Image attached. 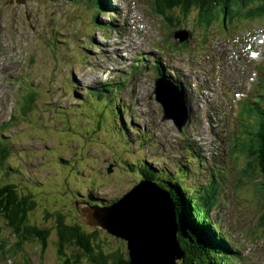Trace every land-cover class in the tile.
<instances>
[{"label": "rangeland", "instance_id": "rangeland-1", "mask_svg": "<svg viewBox=\"0 0 264 264\" xmlns=\"http://www.w3.org/2000/svg\"><path fill=\"white\" fill-rule=\"evenodd\" d=\"M107 1L111 9L98 13L87 0H0V123L12 117L20 100L19 94L39 93L36 97L38 108L30 119L26 118V124H16L14 120L0 129V135L6 137L20 128L11 151L13 154L6 161L12 165L10 167H20L13 169L15 174L17 171L25 173L24 168L27 173L14 176L16 180L12 181L17 183L20 192H34L37 206L51 210L52 200L58 202L56 206L67 210L72 221L81 223L82 229L89 233L95 226L85 223L79 207L71 204L76 194L86 196L92 190L109 201L104 203L106 207L95 206L97 209L115 206L117 200L137 184L139 177L140 180L144 178L139 173L136 177L132 170L135 163L149 164L156 175H162V169L172 173L178 168L185 169L182 164L187 162V154L193 152L190 149H199L201 159L194 158L189 162L194 169L187 172L189 189L205 193L209 188L206 183L210 186L219 181L221 189L217 197L222 202L211 205L207 215L217 224L222 220V230L229 238L243 243L237 253V264H264V190L257 183L255 185L258 176L248 170L243 150L252 124L244 121L245 135L241 130L242 120L253 122L256 109L249 103L245 106L241 101L244 98L235 94L244 89L249 94L247 99L264 103V98L259 95H264L261 93L264 91V69L259 65L264 63V45L259 42L264 34V17H247L246 20L242 13L230 21L229 16L222 15L209 27H199L194 22L195 12L185 16L175 10L171 25L165 21L166 16L154 10L152 0ZM245 7H240V12L246 11ZM94 13L98 14L94 16ZM180 28L190 31V38L183 42L186 45L173 38V31ZM54 44L57 47L53 50ZM260 49L262 56L253 58L250 55L251 51L260 52ZM169 57L174 59L172 64L168 62ZM176 58H182L183 62ZM137 59H140L139 69L131 75L129 68ZM156 60L166 67L162 73L164 79L182 91L183 98L194 109L191 120L181 131L172 119H162L161 105L155 100ZM181 75L189 79V84L180 79ZM118 81L123 82L119 92L116 93L114 88L104 97L110 96L119 102V107L123 105V125L116 122L122 129L114 125L112 106L101 113L102 100L89 95L99 86L97 82L111 84ZM258 86L261 92L256 89ZM187 87L201 95L198 103L188 99ZM190 94L188 96L197 101V96ZM204 107L208 111L207 119L202 118ZM65 108L77 111L69 115L63 113L58 125L54 126L52 116ZM132 114L136 119L130 118ZM208 124L211 131L207 129ZM45 126L53 127L56 140L52 136L46 142L23 133L33 127L41 129ZM189 134L195 143L189 141L193 139L191 136L187 139ZM26 142L32 145L30 151L27 148L17 152L21 156L16 155L14 151ZM46 151L49 152L45 168L37 172L35 162L41 161ZM17 178L27 179L33 186L21 185ZM0 180L9 182L3 171H0ZM140 183L155 188L159 197H168L167 190L160 189L155 183L148 180ZM45 208L37 209L33 219L40 226L49 223L44 219ZM131 211L132 208L126 207L124 215L120 214L118 222H114L115 226L129 220ZM141 214L138 210L139 220ZM170 215H166L168 223L174 224ZM97 218L102 222L99 214ZM95 228L101 235L97 242L103 250L107 247L118 248L123 254L126 252L128 244L125 240L116 239L105 228ZM132 229L133 226L128 225L124 232L129 238ZM51 238L56 240V235L52 234ZM24 246L30 264H58L54 243H49L42 256L37 245ZM142 248L139 247V251L144 255ZM199 252L200 248L183 258L184 263L187 259L200 257ZM150 254V258L141 261L156 264L152 262V252ZM165 258L162 264H173L171 258ZM174 262L180 263L177 259ZM0 264L20 263L1 256Z\"/></svg>", "mask_w": 264, "mask_h": 264}, {"label": "trees", "instance_id": "trees-1", "mask_svg": "<svg viewBox=\"0 0 264 264\" xmlns=\"http://www.w3.org/2000/svg\"><path fill=\"white\" fill-rule=\"evenodd\" d=\"M153 1L155 4V11L166 16V20L170 24L173 22L172 12L175 10L185 16L192 11L195 12L194 22L196 25H199V27L210 25L222 15L225 17H230L234 14L240 15V7H245L246 4L251 6L250 9L244 13L246 17L264 16V0ZM93 6L96 9L101 8V4L97 2H93ZM89 41L91 42L92 40ZM54 46L57 47V45L54 44L52 46L53 50ZM160 72L161 70H159V73ZM108 86L109 85L101 86L95 92L90 91L89 95H95L98 100H102L103 104L101 105V113H103L108 106H112L111 110H113L115 114L114 125L122 129L121 126L116 125V122L119 121L120 124L123 125V105L120 104L119 107V102H116L110 96V98L104 97V95L108 94V91L112 90L111 86ZM115 86L118 91L121 89V84ZM21 87L22 85L20 88ZM21 89H23V87ZM38 95L39 93L34 91L26 92L24 96L19 94L20 100L18 101V105H15L12 117L10 120L1 123L0 129L4 128L7 124H12L14 120L16 121V124H26V118L30 119L38 108V101L36 100ZM260 97L262 99L264 98V95L261 94ZM83 101L86 102L85 99H83ZM261 102L262 101L255 102L256 105H254V107L256 109V115L252 122V127L247 131L243 150L248 170L251 171V173L255 172L258 176V182H255V185L257 183L264 190V103L262 102L261 104ZM80 104L83 105L82 102H80ZM74 111H77V109L73 110L65 108L58 111V113H55L52 116L54 126L58 125V121L63 113V115H69L73 114ZM52 129L53 127L48 126L41 129L33 127L23 131V133L26 136L43 138L48 142L52 136H54V139L56 140V134ZM55 130L57 132L58 129L55 127ZM19 132L20 128L17 133H10L6 137L2 136V134L0 135V171H3L6 174V178L9 181L6 182L0 180V254L3 256L11 254L14 258L20 256L23 257L20 261L21 264H30L28 260L25 259L27 258L25 244L37 245L38 253L42 256L47 251L49 243H54L57 246L58 264H81V260L83 261L82 264H132L133 260L131 258L132 254L129 237L125 238L122 236L125 234V230L121 231L116 229L118 224H116V226L115 223L111 224L115 226L114 229L110 225L109 227L118 235V237H113L116 239H123L127 242L128 245H126V252H124V254L118 248L106 249V247L103 250L101 244L97 242V240L101 239V235H98L99 230L94 227L91 232H85L82 229L81 223L78 224L72 221V217L67 210H62V208L56 206V203H59L55 202V200H52L50 205L53 208L49 210V208H45L43 205L37 206V202L33 195L34 192L28 191V193H23L18 190L17 183L12 181L16 180L13 177L18 175L22 176L21 174L27 173V169L24 168L25 173L20 174V171H17V174H15L13 169H20V167H10L11 164L6 160L13 154H11V151H13L12 148L15 147L14 142L17 139ZM37 132L39 135H37ZM125 133L128 132L125 131ZM11 137L12 140H10ZM31 146L30 142H26L22 148L14 151V153L21 156V154L17 152H24L27 148L29 150V147ZM71 147L72 146L69 148ZM47 152L49 151H46V153L42 155L41 161L38 159L35 162V165H38L36 169L37 172L44 170L47 160ZM24 163L25 165H29V162ZM127 165L130 167L129 163H127ZM147 165L149 166V164ZM54 166L56 167V165ZM134 166L135 167H132V170L135 171L137 175L136 177H139L137 174L139 173L144 177L141 180L151 181L159 186L160 189H166L168 192L170 197L169 201L173 206V217L175 222H178L175 236L177 235L176 242H179L181 245V247H179L182 257L181 260H179L180 264L184 263L185 259L183 258H187L193 253V251H198L199 248L200 257L187 259L184 264H224L226 259L222 258V253L216 248L219 246V241L216 240L210 228L205 223V218L207 217L208 212V209L205 207L210 206L213 203L217 190L216 185H212L210 190H206L205 193L200 190L191 191L189 189L190 187H188L189 180L187 178V172L192 170V168L189 166L188 161H185L182 164L185 169L178 168L175 171L173 170L172 173H169L166 169H162L160 171L162 175H156L154 173L156 172L155 169L145 166V164L140 165L139 162H137V164L135 163ZM10 168H12V170ZM8 170L10 172H8ZM17 179H19L17 181L18 183H21V185H31L27 182V179ZM139 182L140 177L137 184ZM76 195V200L74 199L73 202L71 201L73 206L75 205V202H78L80 199L85 200L90 205L98 208L106 207L104 203L109 202L106 199L98 197L92 192V190H89V193H87L86 196H83L82 194ZM41 208H45L46 213L44 219L49 222L48 225L42 224V226H40L33 221L35 218V212L37 209ZM115 222L118 221L116 220ZM52 234L56 235V240L51 238ZM95 241L97 243H94Z\"/></svg>", "mask_w": 264, "mask_h": 264}, {"label": "bare ground", "instance_id": "bare-ground-1", "mask_svg": "<svg viewBox=\"0 0 264 264\" xmlns=\"http://www.w3.org/2000/svg\"><path fill=\"white\" fill-rule=\"evenodd\" d=\"M256 58H258V56ZM190 93L191 92L189 89L188 94ZM136 186L137 184L133 188H131L125 195L118 199V201L116 202V206L113 207L114 214H107L106 212L99 213V217H101L102 219L101 224L104 225L114 223L120 217V214L124 215L126 207H129L130 209L132 208L129 217L130 219L119 223L116 226V229L123 231L127 229L128 225L133 226V229L131 230L133 233L131 232L129 240L132 250H134V254L136 252L138 257L150 258V252H152L154 258L152 262L156 264L158 262L162 264L163 258H165L166 256H170L169 258H171V261L174 264L175 259L180 260L181 253L180 255L178 253L180 251L177 245L179 242H176L177 239H175V225L168 223V219L166 216L168 214H172L170 202L167 198H165V196L159 197L154 192L155 188H145L142 190L140 189L141 192L137 194L136 191H134ZM138 210L142 212L140 220L137 215ZM170 219H172L171 215ZM135 237L137 241L134 239ZM135 242H137L138 244ZM168 243L171 245L172 249L170 248ZM166 244L168 246L163 248L162 245ZM141 246H143V248ZM139 247L145 249L144 255H142V253L139 251ZM162 254L163 257H159L162 256Z\"/></svg>", "mask_w": 264, "mask_h": 264}, {"label": "water", "instance_id": "water-1", "mask_svg": "<svg viewBox=\"0 0 264 264\" xmlns=\"http://www.w3.org/2000/svg\"><path fill=\"white\" fill-rule=\"evenodd\" d=\"M174 38L176 39H179L181 42H183L184 40L187 39L188 35H189V32L186 31V30H177L174 32ZM160 85V84H159ZM171 98L170 96L168 97H165L162 93H158L157 94V99L159 101H161L162 105L164 106L165 108V112H166V116H173V113H170V111L172 110V105H171V100L169 99ZM186 119V116L183 117L182 120H179L178 121V125L181 126L184 121ZM140 183V182H139ZM137 184L136 188L134 191H136V193H140V189H145L147 188V186H143L141 183L140 184ZM168 201H169V196L167 197ZM75 205L76 207H79V213L83 219V221L85 223H88L89 225H92V226H95V227H100V228H105V230L110 234V235H113L115 237H118L117 234H115V231L112 230L110 227H108L109 225L107 224H101V222H98L97 220H99L97 218V215L100 213V212H106L107 214H111V212H113V206L109 207V208H106V209H97L95 206H92L90 204H88L87 201L85 200H82L81 202H75ZM104 210V211H103ZM112 210V211H111ZM123 237L125 238H128V236H126L125 234L122 235ZM131 245V244H130ZM131 248V258L133 260L132 264H139V263H143L141 261V257H138V255L134 254V250H132V247L130 246ZM143 264H146V262H144ZM174 264H176L174 262Z\"/></svg>", "mask_w": 264, "mask_h": 264}]
</instances>
